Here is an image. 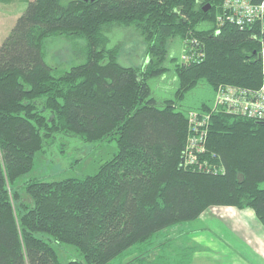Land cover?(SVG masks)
Returning <instances> with one entry per match:
<instances>
[{
	"label": "trees",
	"instance_id": "obj_1",
	"mask_svg": "<svg viewBox=\"0 0 264 264\" xmlns=\"http://www.w3.org/2000/svg\"><path fill=\"white\" fill-rule=\"evenodd\" d=\"M224 2L29 0L0 44V264H64L38 233L84 256L66 264H107L134 244L154 248L163 230L212 206L251 209L264 227V113L217 102L220 87L248 101L264 96V35L258 23L219 24ZM114 25L140 32L145 64L120 62L106 32ZM57 35L85 40L86 60L61 74L44 49ZM190 51L202 60L186 62ZM173 81V94L158 100L154 87ZM59 134L108 138L118 151L94 174L20 189L17 180ZM159 243L154 258L130 264H160ZM180 255L173 264H190L193 248Z\"/></svg>",
	"mask_w": 264,
	"mask_h": 264
},
{
	"label": "rangeland",
	"instance_id": "obj_2",
	"mask_svg": "<svg viewBox=\"0 0 264 264\" xmlns=\"http://www.w3.org/2000/svg\"><path fill=\"white\" fill-rule=\"evenodd\" d=\"M28 2L29 0H0V44L26 9ZM106 32L111 38L110 44L119 46V60L122 64L142 65L149 60L150 55L146 53L144 39L133 26L114 25ZM84 46L85 40L81 38L71 39L65 35L50 37L44 47L46 62L56 74H61L71 66L86 60ZM171 48L173 52L178 53L179 42L174 40ZM176 85V81L157 85L153 93L161 100L173 94ZM197 94L196 91L191 92L188 100L194 101ZM117 151L115 142L108 138L97 143H86L79 136L59 134L55 140L49 142L45 152L36 154L32 169L17 180V185L21 189L32 179L60 180L94 174L99 165ZM22 194L31 204L32 199L23 189ZM235 209L233 206L209 207L196 220L183 221L163 230L159 233V239L154 241V248H149L144 243L134 244L107 264H130L135 257L147 253L150 258H154L157 255L155 251L159 250L156 245L162 241L165 243V249L162 251L163 260L158 258L160 264H173L175 260L178 263L181 257L180 249L186 247L193 248L190 264H264V258L257 253L260 252L257 249V235L259 245L264 244V227L250 211L243 215L246 210L237 208L238 215ZM253 230H256V233ZM38 235L50 242L62 263L66 264L70 259L84 260V256L74 245L57 242L46 233ZM245 238H250L249 243Z\"/></svg>",
	"mask_w": 264,
	"mask_h": 264
},
{
	"label": "built area",
	"instance_id": "obj_3",
	"mask_svg": "<svg viewBox=\"0 0 264 264\" xmlns=\"http://www.w3.org/2000/svg\"><path fill=\"white\" fill-rule=\"evenodd\" d=\"M227 7L218 17L219 24L231 22L239 27H244L257 22L264 35V0L255 2V0H225ZM264 43V42H263ZM259 57L263 60L264 73V48L259 51ZM186 62H198L203 56L196 51L187 52L184 56ZM264 90V87H263ZM250 100L244 92L234 90L230 87H220L217 93V102L228 104L230 107L241 108L249 114L264 113V96L260 100ZM196 145V139L192 140V146Z\"/></svg>",
	"mask_w": 264,
	"mask_h": 264
},
{
	"label": "crops",
	"instance_id": "obj_4",
	"mask_svg": "<svg viewBox=\"0 0 264 264\" xmlns=\"http://www.w3.org/2000/svg\"><path fill=\"white\" fill-rule=\"evenodd\" d=\"M235 210L237 211V214H238V209L236 208ZM239 210H246V212H244L243 215H246L248 211L251 212V215H252V216L254 215V213H253V211H252L251 209H248V208H247V209H239ZM238 215H239V214H238ZM251 219H252V218L249 219V223H251ZM249 229H251V228H249ZM253 231H254V233H256V230H253ZM247 236H248V235H247ZM262 236L264 237V235H262ZM248 239L250 240V238H247V239L245 238V241H246L247 243H249V240H248ZM257 242H258V243H257V249H258L260 252H257L256 250H255V251H256L261 257L264 258V244L259 245V236H258V235H257Z\"/></svg>",
	"mask_w": 264,
	"mask_h": 264
},
{
	"label": "bare ground",
	"instance_id": "obj_5",
	"mask_svg": "<svg viewBox=\"0 0 264 264\" xmlns=\"http://www.w3.org/2000/svg\"><path fill=\"white\" fill-rule=\"evenodd\" d=\"M226 7H227V5H226V3H225L224 5H222V7H221L219 13H220V12H223V10H224ZM255 23H257V22H255ZM252 24H254V23H252ZM246 26L248 27L249 25H246Z\"/></svg>",
	"mask_w": 264,
	"mask_h": 264
},
{
	"label": "water",
	"instance_id": "obj_6",
	"mask_svg": "<svg viewBox=\"0 0 264 264\" xmlns=\"http://www.w3.org/2000/svg\"><path fill=\"white\" fill-rule=\"evenodd\" d=\"M88 1H89V0H88ZM90 1H92V0H90ZM209 8H210V4H208L207 6H204V7H203V9H204L205 11H207Z\"/></svg>",
	"mask_w": 264,
	"mask_h": 264
}]
</instances>
